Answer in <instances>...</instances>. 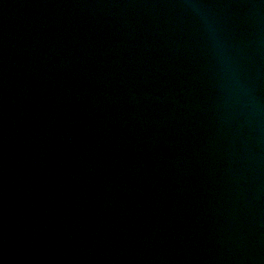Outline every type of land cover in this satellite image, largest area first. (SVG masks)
Wrapping results in <instances>:
<instances>
[{
  "label": "water",
  "instance_id": "water-1",
  "mask_svg": "<svg viewBox=\"0 0 264 264\" xmlns=\"http://www.w3.org/2000/svg\"><path fill=\"white\" fill-rule=\"evenodd\" d=\"M0 264H264V0H0Z\"/></svg>",
  "mask_w": 264,
  "mask_h": 264
}]
</instances>
